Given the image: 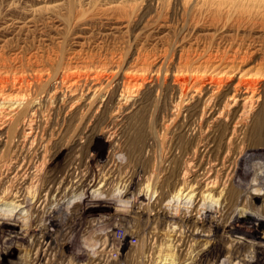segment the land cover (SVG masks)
I'll return each instance as SVG.
<instances>
[{
    "label": "rangeland",
    "instance_id": "1",
    "mask_svg": "<svg viewBox=\"0 0 264 264\" xmlns=\"http://www.w3.org/2000/svg\"><path fill=\"white\" fill-rule=\"evenodd\" d=\"M262 75L264 0H0V116L16 108L0 130V189L26 175L30 186L20 206L0 202V264H207L197 244L207 230L189 217L214 204L194 205L175 180L192 178L185 160L217 98L244 76L258 94ZM123 102L131 111L109 138L107 119ZM252 162L245 187L261 195L264 161ZM11 164L25 175L7 182ZM244 214V227L258 217L238 205L230 221ZM222 250L217 264H243Z\"/></svg>",
    "mask_w": 264,
    "mask_h": 264
},
{
    "label": "bare ground",
    "instance_id": "2",
    "mask_svg": "<svg viewBox=\"0 0 264 264\" xmlns=\"http://www.w3.org/2000/svg\"><path fill=\"white\" fill-rule=\"evenodd\" d=\"M234 70H235V72L238 70L240 71L238 66H235L233 68L232 72ZM229 72H230V70H229ZM262 76H264V75H262ZM244 77H245L244 79H240V77H239L237 82L234 85L227 86L226 89L231 88L230 89L231 94L229 95V97L227 96V98H225V99L223 98V101L221 100L222 99L221 96H220V98H217L216 103L219 102V107L213 106L210 108V112L207 116V121H206V125H205L206 128L203 132L204 136L201 138V140H199L197 142V145L193 149L194 151L190 154V156H188L187 158L185 157L186 158V160H185L186 164L185 163L184 164L186 165V168H185V170H183L182 173L183 174L188 173V176H191L192 178H190L188 181L187 180H181L180 182H179V179L175 180L178 182L177 184L179 185V183H180V186H181V187H179L178 191L181 190V188L183 189V187L188 188V191L186 192V194L187 195L189 194V198L192 199L194 205L199 204L201 201L202 202L208 201L209 203L214 204V208L207 211L208 212L207 216L204 219L201 220V217H200V221H198V220L195 221L192 218L193 216L190 215L191 217H189L190 220H193L194 224L197 227H200V228L205 227L207 230V234L204 236L198 235L199 238H201V240H199V241L197 240L198 246L203 245V244L206 246L202 250H207L208 255L211 253V256L207 260V264H217V260H218L217 255H213L214 248H216L217 246L221 247L223 249L222 251L226 253L227 263L232 261L234 258H239L243 264H264V245L259 244V243H262V239H264V237H260V235L258 234L260 232V230L264 229V194L252 195L248 191L249 188L245 187L246 183H244V181H246V179L248 178V175L250 173H252L253 171L255 172L257 169V167H256L257 165H255V163H253L252 161L254 159H257V158L264 161V87L261 88V90L258 94L252 95L254 84L252 85L251 84L252 82L251 83L249 82L248 76H247V78H246V76H244ZM260 85L264 86V84H260ZM254 96H255V98H254ZM124 98H122V99H124ZM191 99H192V97H189L188 100H191ZM194 100H191V102ZM129 101H131V100H129ZM126 102H128V100L125 101V103ZM125 103L123 102L122 105L119 107V110L117 112L112 113L113 115H111V116L109 115V117L107 119L108 125L111 127L110 132L107 133V135H108L107 137H109V138H112V136L113 137L115 136V130L118 129L117 126L119 124H122V122L127 117V114L130 113L129 111H131L129 108L130 106L126 107ZM254 103H255V106H254L255 108L251 109V107L253 108L252 104H254ZM8 107H10V106H8ZM27 107H30V106H27ZM110 107L112 108V106H110ZM6 108L4 109V114L0 116V120H2V121H0V130L3 129V127L5 126L6 119H8L13 114V112H16V111H14L16 108H14V107H10L7 111H5ZM101 108H102V106H101ZM105 109L107 111V108H105ZM250 109H251V112H250ZM246 110L247 111L249 110V112H250L248 115V121H246L245 123L243 122L242 125H238V122H240V120L243 119V116L246 115L245 114L247 112ZM102 111H104V110H102ZM112 112H113V110H112ZM26 113H27V111H26ZM104 113H105V111H104ZM0 114H1V111H0ZM110 114H111V111H110ZM1 118H3V119H1ZM96 118H97V116H96ZM246 120H247V117H246ZM209 123H211V125ZM31 129L28 128V131H26L24 133L22 132L23 138H22V143H20V144H22L21 147H25L26 150H27V148H29L30 144L32 143L33 137H34L31 134L32 132H30ZM102 129L105 130V128H102ZM91 132L93 133V131H91ZM77 135H79V134H77ZM90 135H91V133H90ZM0 140H3V139H1V136H0ZM1 144H3V142ZM21 147H19V148L21 149ZM24 152H25V150H24ZM66 159L67 158H65V160ZM240 162H242V164H243V167H241V168H240ZM11 165H13V164H11ZM20 165H19V167L16 165L15 166L13 165V168L7 169L8 171L6 172L5 176H2L3 177L2 179L8 182V180L10 179V175H12L11 177L14 178V175L16 176V173H18V170H20V169L22 170V165H21V168H20ZM60 165H62V164H60ZM27 166H29V165L27 164ZM23 168H25V167H23ZM258 168H259V166H258ZM23 170H22V173L24 174ZM236 175L238 176L239 180L237 181V183L236 182L234 183V177ZM24 177H25V180L23 179L24 181L22 180L21 181L22 183L19 182L21 185L19 184V187L16 188L15 190H13V191L9 190L10 192H8L6 190H3L2 189L3 187L0 189V202L7 200V203L15 205L16 207L20 206L23 197L25 195L29 194L28 192L30 189L29 188L30 186L28 185L29 177L27 175ZM184 177H185V175H184ZM59 180H60V178H59ZM255 180L258 181V183L256 184V187L264 186V183L261 182L262 177L261 178L257 177ZM2 182L4 183V181H2ZM52 182H54V180ZM55 182H56V180H55ZM247 185L250 188L252 187L248 183H247ZM173 186H174V184H173ZM41 188H42V190L45 189L44 184L42 185ZM58 189H60V188H58ZM49 193L51 194L52 192H49ZM41 197L43 198L41 202L45 201L44 200L45 199L44 194L41 195ZM48 197H49V195H48ZM46 198H47V196H46ZM255 200L258 202V204L257 203L255 204V202H254ZM47 204H48V202H47ZM238 205H241L244 210L250 209V210L254 211L256 213V215L258 216V217L252 216L251 218L249 216L250 226L244 227V226L240 225L241 219L247 218L245 214H244L245 216H241V218L236 217V218L232 219V221H230V217H231L230 215H231L233 209ZM45 208H46V206H45ZM38 212H40V211H38ZM160 214H161V212H160ZM239 214H241V213H239ZM163 217H165V216H163ZM36 222H38V221H36ZM219 230H223L224 232L229 231V232H235V233L238 231L245 232V234L250 235V236L254 237L255 239H259L260 241L257 240L256 244H252V243H249L246 241L244 242L241 240L242 243H240L236 239H229L223 235L217 236L218 235L217 232ZM184 232H186V231H184ZM187 233H188V231H187ZM244 236H246V235H244ZM176 241H177V239H176ZM249 244H250V246H248ZM178 252L179 251H177V253ZM198 263H199V261H198ZM200 263H201V261H200ZM232 263H234V262H232Z\"/></svg>",
    "mask_w": 264,
    "mask_h": 264
}]
</instances>
